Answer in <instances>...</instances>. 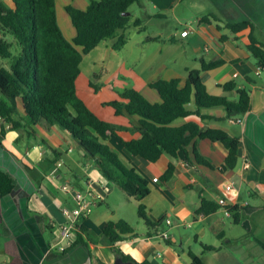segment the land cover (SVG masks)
<instances>
[{"label": "crops", "instance_id": "crops-1", "mask_svg": "<svg viewBox=\"0 0 264 264\" xmlns=\"http://www.w3.org/2000/svg\"><path fill=\"white\" fill-rule=\"evenodd\" d=\"M2 1L14 7L13 0ZM59 1L66 9L68 4L86 8L91 0H57V6ZM183 1L198 8L196 29L175 13ZM201 1L203 11L198 7ZM136 3L137 12L132 6L131 12L142 19V28L152 17L164 19L157 30L139 38L145 56L139 58L143 56L139 54L143 53L141 50L131 52V58L136 61L130 64L140 67L139 80L135 78L134 85L120 89L119 93L106 90L104 97L92 100L94 105L78 93L79 96L123 138H138L140 116L128 112L117 115L107 102H123L121 93L130 88L141 91L153 102H160L161 96L151 86L152 82L179 79L184 85L189 70L201 68L202 60L221 58L223 64L203 72L208 90L237 100V88L248 87L251 109L227 117L223 105L199 108L192 101L188 104L192 113L175 119L173 124L192 121L202 128H222L232 136H239L236 167L227 164L229 149L220 140L196 137L177 156L164 153L156 161H150L128 152L113 134L107 143L127 166L135 168L149 182L150 193L140 201L104 176L96 157L89 156L79 140L59 126L39 121L34 125L39 141L26 129H9L0 138V170L13 178L14 188L7 195L0 193V264H115L120 254L114 248L134 262L148 259L153 264H191L190 251H193L206 264H212L215 259H219L218 263L225 261V250L231 246L239 255L233 264H264V247L260 243L264 242V70L248 49L252 28L233 32L224 25V21L248 20L254 25L255 37L264 43V0H140ZM170 12H174L175 20L168 18ZM206 15H210L209 19L202 20ZM190 26L193 31L186 33ZM75 34L76 30L71 38ZM116 40L106 41L108 55L110 51L127 49L128 42L115 49ZM229 81H235L237 88L226 90L224 84ZM101 90L96 89L95 93ZM20 110L23 115V108ZM1 122L0 117V126ZM195 149L209 165L196 160ZM171 161L176 164L173 182L163 179ZM66 183L84 191L88 197L99 194L102 197L94 199L90 214L80 220L93 240L85 235V242L75 241L62 249L56 246L55 230L66 221L64 209L76 205L72 192L63 187ZM203 198L218 202L220 208L211 214L197 213ZM141 202L152 221L158 223L155 227L148 226L139 216ZM234 206L239 207L237 222L232 213L225 212ZM166 218H171L172 224ZM121 219L128 221L138 235L129 234L114 245L101 231L109 221ZM162 230L168 231L172 238L160 236ZM206 245L214 248L206 249Z\"/></svg>", "mask_w": 264, "mask_h": 264}, {"label": "trees", "instance_id": "trees-1", "mask_svg": "<svg viewBox=\"0 0 264 264\" xmlns=\"http://www.w3.org/2000/svg\"><path fill=\"white\" fill-rule=\"evenodd\" d=\"M138 1L91 0L86 8L66 5L76 30L75 36L70 39L58 20L57 0H13L14 7L0 0V56L11 58L10 67L0 68V138L9 129H26L39 141L34 125L42 120L57 125L78 139L89 156L96 157L104 176L115 181L129 196L141 201L150 193L149 182L135 168L127 166L110 147L107 140L113 134L128 152L150 161H156L164 153L177 156L196 137L220 140L229 149L226 162L234 168L239 158V136H232L222 128H202L192 121L182 125H174L173 122L192 113L188 108L192 101L199 108L223 105L227 111L226 116L232 117L250 110L252 97L248 87L237 88L235 81L225 83L224 88H237V100L211 93L203 72L223 64L224 60H202L201 68L189 70L184 85L180 84L179 79H158L152 82L151 86L161 96L160 102L149 100L135 88L121 93L123 102H107L115 108L117 115L128 112L140 116L138 138L125 139L119 135L109 121L101 118L79 96L77 78L81 73L84 54L112 38H117L113 47L121 49L129 40L124 30L131 25L142 29V19L131 12V6ZM129 11L130 14H125ZM210 15L218 18L216 14ZM210 15L204 16L202 20H208ZM224 25L233 32L252 28L248 49L258 59L260 66L264 67V43L255 37L253 23L248 20L224 21ZM20 107L23 108V115L20 114ZM197 113L202 115L199 110ZM195 157L198 162L209 165V161L197 149ZM175 170L176 164L171 161L163 179L173 182ZM13 188V178L0 170V193L7 195ZM219 208L218 202L203 198L197 213L211 214ZM229 210L234 221H239V207H230ZM138 214L148 226L155 227L158 224L148 216L142 202ZM129 234L138 235L125 219L109 221L101 231V235L109 237L114 245ZM77 235V242L84 241L85 235L93 240L89 230L82 224ZM260 243L264 247V242ZM205 248L213 249L214 246L206 245ZM114 249L125 260H132L117 248ZM190 255L191 264H206L201 255L193 251H190ZM135 263L153 264L148 259Z\"/></svg>", "mask_w": 264, "mask_h": 264}, {"label": "rangeland", "instance_id": "rangeland-1", "mask_svg": "<svg viewBox=\"0 0 264 264\" xmlns=\"http://www.w3.org/2000/svg\"><path fill=\"white\" fill-rule=\"evenodd\" d=\"M138 6L137 3L132 5L135 12H137ZM198 7L199 11H203L204 3L201 1ZM57 11L58 20L65 35L71 38L72 33H75V27L66 9L61 6L60 1L57 6ZM197 12L198 8L190 5L189 2L185 3V1L175 10V13L179 15V17H182L184 21H189L188 23L193 25L195 29L199 26ZM168 18L170 20H175L174 12H170ZM163 20L164 19L161 17H152L143 23L144 28L141 30H138V28L133 25L128 27L125 30V34L127 37H132L133 39L131 41L128 40L127 49L125 48L122 51H110L111 54L108 55L106 42H103L89 53L84 54L81 63V73L77 78L78 93L85 97L91 105H94L92 100L96 98L99 100V98L104 97L106 90L119 93L118 91H120V89L134 85L135 78L137 80L140 78V67L130 64L136 61L134 58H131V52L134 49L139 52L142 48L138 43L139 38H143L147 34L157 30ZM113 40L115 41L116 39H109L107 42L112 43ZM139 54L143 55L139 57L140 59L145 56V52ZM10 64L11 58H3L0 56V68H8ZM261 69L263 71L264 67ZM100 88H102V90L96 94L95 90ZM249 222H251V220H249ZM137 229L139 233H143L139 228ZM225 255L226 257H223L225 261L222 259L220 263L217 262L219 259L214 260L213 257L212 260L214 261L212 264H233L236 257H239L238 252L234 251L232 246L225 250Z\"/></svg>", "mask_w": 264, "mask_h": 264}, {"label": "built area", "instance_id": "built-area-1", "mask_svg": "<svg viewBox=\"0 0 264 264\" xmlns=\"http://www.w3.org/2000/svg\"><path fill=\"white\" fill-rule=\"evenodd\" d=\"M189 31H193L192 26L188 27L186 33H188ZM261 68L262 67L260 66V69ZM60 164L61 163H59V165ZM63 187L64 189L72 192L76 201V205L73 208L64 209L66 221L65 223L59 225L55 230L56 246L58 245L60 248L65 249L67 245H70L76 241L77 232L80 227V220L81 218H84L90 214L92 205L94 204V199H99L102 196L99 194L94 197H88V195L84 191L76 188L69 183H66ZM225 212L227 215H231V211L229 210V208H226ZM165 221L168 224H172L171 218H166ZM159 235L166 239L172 238L171 234L168 231L164 230L159 231Z\"/></svg>", "mask_w": 264, "mask_h": 264}, {"label": "water", "instance_id": "water-1", "mask_svg": "<svg viewBox=\"0 0 264 264\" xmlns=\"http://www.w3.org/2000/svg\"><path fill=\"white\" fill-rule=\"evenodd\" d=\"M131 12H126L125 14H130ZM115 264H136L132 260H125L121 255H118V257L115 260Z\"/></svg>", "mask_w": 264, "mask_h": 264}]
</instances>
